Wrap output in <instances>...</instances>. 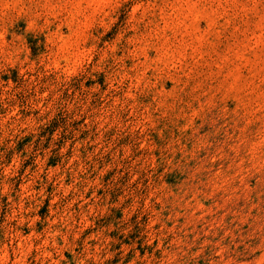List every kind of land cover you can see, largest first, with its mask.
<instances>
[{
  "label": "rangeland",
  "instance_id": "rangeland-1",
  "mask_svg": "<svg viewBox=\"0 0 264 264\" xmlns=\"http://www.w3.org/2000/svg\"><path fill=\"white\" fill-rule=\"evenodd\" d=\"M0 264H264V0H0Z\"/></svg>",
  "mask_w": 264,
  "mask_h": 264
}]
</instances>
